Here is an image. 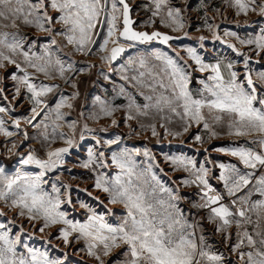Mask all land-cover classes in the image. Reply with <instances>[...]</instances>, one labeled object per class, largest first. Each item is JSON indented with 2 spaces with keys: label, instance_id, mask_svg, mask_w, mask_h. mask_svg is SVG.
Wrapping results in <instances>:
<instances>
[{
  "label": "snow or ice",
  "instance_id": "obj_1",
  "mask_svg": "<svg viewBox=\"0 0 264 264\" xmlns=\"http://www.w3.org/2000/svg\"><path fill=\"white\" fill-rule=\"evenodd\" d=\"M225 3L237 16L254 12L264 17V0ZM202 9L204 25L238 59L209 63L195 47L187 46L186 55L193 62L189 64L170 43L181 36L134 27L137 22L129 0H0V84L10 79L14 89L9 100L6 88L0 87V136L6 138L2 147L9 157H18L19 165L10 170L0 166V264H73L68 251L61 249V256L52 254L57 247L53 239L73 250V255L83 253L92 264H264V71L256 72L254 79L253 57L221 37L219 25L209 22V5ZM146 11L150 12L146 26L159 22L172 33L186 26L184 5L174 0H151ZM224 35L250 46L257 57L264 53V28L246 39L227 30ZM198 39L203 48L206 37ZM41 40L42 52L38 53L37 41ZM155 44L166 45L172 54ZM69 47L72 54L82 57L99 55L108 65L124 58L119 64L120 78L143 98L137 102L135 95L127 93L122 122L131 130L129 136L140 135L129 123L135 120L153 137H181L195 128L198 131L192 139L198 144L222 135L244 138L243 143L213 149L237 161L218 165L215 178L222 182V189L211 183L212 168L206 164L212 161L207 158L198 166L193 157L165 155L173 171L188 174L179 183L167 182L161 178L167 173L147 146L129 148L120 136L103 142L94 136L98 146L116 145L108 155L89 147L82 165L92 168L93 187L106 194L107 204L96 196L101 211L80 201L79 207L86 210L82 218L70 215L69 209L76 211L72 186L58 176L48 177L62 168L65 156L77 146L72 136L60 131V122L68 115L63 109H71L70 100L80 94L74 77L96 65L77 67L65 51ZM241 61L243 74L236 69ZM192 71L209 73L199 80L202 87L195 92L190 88ZM57 78L76 91L67 96L59 83L46 82ZM104 78L109 77L104 74ZM125 93L121 85L119 95ZM95 101L99 110L91 118L113 117L111 123L118 127L114 114L119 106L99 96ZM25 103L30 115H16ZM22 121L39 130L33 139L50 146L59 137L67 147L50 149L42 158L34 148L23 145L29 150L22 154L18 149L29 140ZM172 124H178L179 130L174 131ZM68 127L75 133L77 122L71 120ZM83 129L95 132L87 124ZM84 132L79 134L81 141ZM16 136L23 140L7 139ZM180 186L198 189L199 199L187 208L181 206L185 197L180 195ZM82 191L92 195L87 189ZM109 205H119L121 213L117 215ZM18 220H26L31 228ZM53 229L54 236H47L46 230L51 233ZM37 233L45 235L37 237ZM37 239L44 244L37 246ZM78 264L89 261L81 259Z\"/></svg>",
  "mask_w": 264,
  "mask_h": 264
},
{
  "label": "rangeland",
  "instance_id": "obj_2",
  "mask_svg": "<svg viewBox=\"0 0 264 264\" xmlns=\"http://www.w3.org/2000/svg\"><path fill=\"white\" fill-rule=\"evenodd\" d=\"M174 2H178L184 5L185 8V17H186V26L183 31L179 33H172L169 29L164 28L162 25L157 22L156 25H147L146 22L150 16V12L146 11V7L151 4V0H129L133 8V19L136 20L137 24L134 27H138V30H147L152 31L158 28L160 31L169 32L171 35L181 36L182 39L178 41L170 42L173 48H176L180 55L184 57L185 60H188L189 64H193V62L187 57L185 48L187 46L195 47L200 53L206 62L215 63L216 60L227 59V60H235L238 59L235 56V53L227 47V44L221 43L219 40L214 38L213 32H210L207 27L204 25V13L202 6L209 5L212 10L208 12L209 22L213 24L219 25V33L221 37L226 40L228 43H235L237 48L240 51L247 53L248 55L253 57V61L250 64V67L253 70V76L256 72H259L257 68H254V61L256 58L264 59V53L261 54L260 57L254 55L250 46L241 45L239 41L235 37L225 36L224 31H232L236 32L240 38L246 39L252 36H257L260 34V29L264 28V17H261L258 13L250 12L247 16L235 14V9L228 7L225 3V0H174ZM259 3V0H258ZM215 9H219V11H215ZM32 35L31 30H25ZM187 32L188 36L184 37V33ZM43 37V34H40ZM204 36L206 39L203 42L204 47H200L199 37ZM42 43L43 40L37 41V49L36 51L42 52ZM155 47H160L165 51H168L171 55V50L166 45L155 44ZM143 47V46H142ZM70 55H72V59L77 61V67H85L87 68L90 64H95L96 66L90 68L88 71L80 72L75 75V79L79 85V96L75 99L70 100V103L73 105L71 109H63L68 115L65 120L60 122L63 126L60 131L68 133L69 136L76 142V147L71 148L70 154L65 156V163L62 168L58 169L56 172L49 173V177L54 179L55 177H59L61 181L65 184H70L72 186V199L73 205L75 206L76 211L73 213L71 209H69L70 215H75L76 218H82V214L86 211L85 209H81L79 207V202L83 201L88 203L94 207L98 211L102 210V205L99 204L98 201L94 199V197L99 196L101 200L105 201L107 204V200L105 198L106 194L99 192L93 187L94 183V173L92 168H84L82 165L88 159L87 149L92 147L96 150H105L106 155L110 153L112 149L116 148V145H112L110 148L103 143L101 145H96L93 137L99 138L102 142L113 139L116 136L122 137V143L126 144L129 148L131 147H144L147 146L153 152L156 157V161L160 163V167L164 169V172L167 173L165 176L161 174V178L167 182L172 180H176L179 183V179L187 176V173L183 172H175L173 171V166L170 163L165 162V155H186L189 157H193L199 166V164L206 163V158L211 160V164H206V166L212 168V178L211 183L222 189V182L218 181L215 177L219 174L220 163L228 164V163H236V158L231 157L229 155H225L223 153H219L214 151L213 149L216 147H227L232 145L234 142L243 143L244 138L237 137H229L226 135H222L218 139H213L211 141H207L203 144H198L193 141L192 133L198 131L193 128L190 129L189 133H185L181 137H172L168 136L167 138L153 137L151 135L150 130L140 129L138 127L137 121H130L133 128L136 129L137 133L140 135H132L129 136V132L131 131L125 123H123L124 116L126 115V105L128 103L127 93H132L136 96L137 102H143V98L139 97L136 93V90L133 89L127 82L123 81L120 78L119 72V64L123 61H118L116 64L108 65L105 62L101 61L99 55L96 56H88L82 57L79 54H72L71 47L65 49ZM133 54H135L133 50ZM128 53L125 54V57ZM66 58V57H65ZM226 62V61H225ZM236 69L243 74L244 68L242 61L236 64ZM9 72L13 71V68L10 66L8 69ZM104 74L108 75V79L104 78ZM209 73H200L196 71H192V83L190 84V88L195 92L200 87L199 80L207 77ZM43 79V77H41ZM49 83H59L61 85L60 91H62L65 95L71 96L75 89H72L70 86L64 83V81L57 78L55 81H46ZM121 85H124L126 88L125 95H119V88ZM0 87H5L6 92L9 95V100L12 99L11 93L14 91L12 87V81L5 80L3 84H0ZM99 96L101 101H107L110 104L115 106H119V109L115 114L114 118L117 120L119 126H113L111 120L113 117H101L100 119H92L91 114L99 110V103L95 101V97ZM18 103V101H13V104ZM28 104L25 103L22 107L17 108L16 115H30V112H27ZM83 113V115H81ZM39 119V118H38ZM71 120H75L77 122L76 132L73 133L72 130L68 127V123ZM23 122V121H22ZM145 123H148V120H144ZM24 123V122H23ZM22 123V124H23ZM87 124L89 128L95 129V132L89 133L84 132L83 125ZM27 125V124H26ZM174 131L179 130L178 124L169 125ZM22 128V126H21ZM101 128H106V132H101ZM34 129V130H33ZM16 131L15 129H10ZM27 130L29 134H31L29 141L24 142L19 147V151L26 149L23 145H31V141L34 142L35 139H31L34 137H38L39 130L33 128L31 125L27 126ZM33 130V131H32ZM158 131L163 133V129H160L159 126L157 128ZM84 132L85 139L81 141L79 139V134ZM205 138L207 136L206 133H203ZM21 136L13 137L12 139H16L18 143L21 141ZM5 141V137L0 136V154L3 157L0 160V163H5L6 170H10L13 166H19L17 164V160L14 155L9 157V154L6 153L5 149L2 147L3 142ZM37 143L31 148L36 150V154L41 156L42 158H46V152L48 150H54L58 147H67L63 139L59 137L56 138L55 143L50 146L46 144H42L40 139H37ZM199 149V151H196ZM207 149V153L205 152ZM29 149L22 153H26ZM137 159H143V157H138ZM26 170L38 171L34 166H25ZM115 168L113 166L112 173L115 174ZM50 179V182H51ZM82 189H87L92 193L91 196L88 195V192L82 191ZM63 191V189H62ZM198 189L195 186L192 187H184L180 186V195L185 197V200L181 203L182 207H189L193 201H197L199 199ZM112 208L113 212L119 215L122 211L119 205H109ZM195 209H193V214L195 213ZM12 213H9L11 216ZM19 222H23L26 226V229H30L31 225L27 223L26 220H18ZM47 236H54L55 229L51 231V233L46 230ZM37 237L45 234H36ZM37 246H42L44 241L41 239H37L35 241ZM52 244L57 246L52 249V254L55 256H61L62 251L69 252V258L73 261V264H78L81 259L88 260L89 264H92L91 260L86 257L83 253H76L73 255V250L63 248V245L60 241L52 240ZM235 259V257H232Z\"/></svg>",
  "mask_w": 264,
  "mask_h": 264
},
{
  "label": "crops",
  "instance_id": "obj_3",
  "mask_svg": "<svg viewBox=\"0 0 264 264\" xmlns=\"http://www.w3.org/2000/svg\"><path fill=\"white\" fill-rule=\"evenodd\" d=\"M258 61V62H257ZM254 68L256 69L257 68V70H259V71H264V59H259V58H256L255 59V61H254ZM254 79H255V75H254ZM23 122H21V126H22V128H26L27 129V126L28 125H26L25 123H23ZM34 130V129H33ZM32 130V131H33ZM29 133V132H28ZM30 136H31V134H29V138H30ZM13 138V137H12ZM12 138H7V139H12ZM21 138V140H23V138H22V136L20 137ZM6 139V138H5ZM31 139H33V138H31ZM26 141H29V140H24V142H26ZM38 141H37V139H35L34 140V142L33 141H31V145L33 146L34 144H36ZM30 145V146H31ZM27 150V148L26 149H23V150H21L20 152L22 153V152H24V151H26ZM23 154V153H22ZM3 156V155H2ZM1 156V154H0V160H2L3 159V157ZM15 156V155H14ZM2 158V159H1ZM15 158L16 159H18V157L17 156H15ZM5 163H3V162H1L0 163V166H3V167H5ZM6 168V167H5Z\"/></svg>",
  "mask_w": 264,
  "mask_h": 264
},
{
  "label": "water",
  "instance_id": "obj_4",
  "mask_svg": "<svg viewBox=\"0 0 264 264\" xmlns=\"http://www.w3.org/2000/svg\"><path fill=\"white\" fill-rule=\"evenodd\" d=\"M118 62V61H117ZM117 62H115L114 64H116Z\"/></svg>",
  "mask_w": 264,
  "mask_h": 264
}]
</instances>
